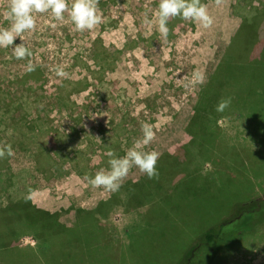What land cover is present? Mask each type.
I'll list each match as a JSON object with an SVG mask.
<instances>
[{
    "label": "rangeland",
    "instance_id": "1",
    "mask_svg": "<svg viewBox=\"0 0 264 264\" xmlns=\"http://www.w3.org/2000/svg\"><path fill=\"white\" fill-rule=\"evenodd\" d=\"M155 1L99 0L103 23L90 32L38 14L22 37L34 71L14 57V45L0 48V145L14 151L0 205L27 196L62 225L77 221L69 232L40 224L39 238L23 241L0 226V264H209L216 249L201 242L210 231L222 250L213 264H264L261 214L242 221L264 202V99H234L226 77L214 81L225 61L264 60V0H209L211 28L185 21L167 38L145 23ZM7 3L0 0V28L8 27ZM58 65L70 78L56 76ZM197 68L205 81L189 84ZM221 98L231 102L217 112ZM195 117L198 147L189 143ZM145 122L156 137L144 150L159 154L148 190L124 189L146 176L136 167L117 191L92 187L86 177L109 168L108 151L124 156ZM36 151L52 152V160L41 156L50 173L38 171ZM169 155L177 166L163 162Z\"/></svg>",
    "mask_w": 264,
    "mask_h": 264
},
{
    "label": "clouds",
    "instance_id": "2",
    "mask_svg": "<svg viewBox=\"0 0 264 264\" xmlns=\"http://www.w3.org/2000/svg\"><path fill=\"white\" fill-rule=\"evenodd\" d=\"M223 2L224 0H215L218 6ZM98 4L99 0H71V2L70 0H8L4 13L8 20V27L0 28V48L6 49L14 45V57L17 60H28L27 70L34 71V65L30 59L33 52L23 42L22 37L25 33L36 29L37 15L48 14L57 22H63L67 18L76 31L90 32L103 23ZM177 17L184 21H191L204 29L214 25V18L202 0H159L155 15L145 23L150 27L155 26L160 36L167 38L170 33L169 21ZM17 39H20L19 44L16 43ZM54 71L57 77L70 78V73L64 69L63 65L56 66ZM205 78V73L199 68L193 70L190 78L185 77L189 80V84H203ZM230 102V98H221L215 110L223 112ZM141 133L142 135L134 141L124 156L116 157L113 151L106 153L110 158L109 168L107 170L101 168L93 177H86L92 187L117 191L133 167L138 168L149 179L157 176L156 166L159 154L155 150H144L145 146L155 140V126L145 122L141 125ZM13 155L11 144L0 145V159Z\"/></svg>",
    "mask_w": 264,
    "mask_h": 264
},
{
    "label": "trees",
    "instance_id": "3",
    "mask_svg": "<svg viewBox=\"0 0 264 264\" xmlns=\"http://www.w3.org/2000/svg\"><path fill=\"white\" fill-rule=\"evenodd\" d=\"M209 0H202V3L206 4ZM157 3V6L159 4V0L155 1ZM258 8H261V5L256 6ZM260 10V9H259ZM260 12V11H257ZM185 21L181 20L179 17L172 19L169 21L168 27L170 29V33H176L180 31L182 28H185ZM243 28L241 27L234 37V39L231 42V47L229 48L230 52L234 50V48H237L236 45L239 44V40L241 38V35L243 34ZM264 46V44H263ZM264 53V51H263ZM250 61V60H249ZM224 66H227V69H223ZM224 76L226 79L231 83L229 95L234 97V99H251L254 96H259L261 99H264V60H256L248 62L247 64H235L230 61H225L220 64L219 73L215 76L214 81L218 80L220 77ZM213 98V97H212ZM199 127L198 126V120L193 119V121L190 124L188 133L190 135V141L189 143L194 147L193 145L197 146V142L195 140L193 129ZM198 137L202 139L201 134L199 133ZM200 139V140H201ZM185 143H181L176 146L173 151H178L181 149V147H184ZM191 147V149H192ZM198 147V146H197ZM179 148V149H178ZM190 147H187V152L189 153ZM47 154L49 160H52V157L50 156L52 152L49 153L46 151H36L34 152V157L36 159V164L38 171L40 172H47L50 173L52 170V167H49L48 170L45 169L41 163V156ZM190 155V153H189ZM192 155V154H191ZM167 156V155H166ZM163 157V162H166L173 158V165L177 166L179 163V158L175 156L169 155L168 157ZM191 157V156H190ZM105 158V157H101ZM9 158L5 157L0 159V199L1 196L8 194V189L10 190L11 183L5 182V179L7 177L6 173L9 171ZM51 166V165H50ZM196 173V172H194ZM195 177H192V182L195 181ZM150 179L147 177V175L141 179L140 181H137L136 183H128L125 185V190L131 191L134 186H137L139 188L145 187V191L149 188V181ZM190 183V182H189ZM9 184V186H7ZM143 195H145V192L143 191ZM143 197V196H142ZM8 200L7 206L3 207L0 205V226L3 228L4 235L16 233V234H23L26 236H31L35 239L39 238V226L38 225H52L55 228L62 229L64 231H68L69 229L61 224V222L58 220L57 214H52L48 211H44L39 209L37 205H34L33 202L27 197L22 196L19 200L13 201L11 196H8L6 198ZM261 214L260 219V225L264 223V202L262 203L261 208L257 211L255 208L249 209V211L243 216V220L247 218H256L258 214ZM263 213V214H262ZM43 217H49L51 221L45 222L46 219L43 220ZM50 223V224H49ZM236 225V224H235ZM233 226V228L235 227ZM240 225V224H239ZM237 227V225H236ZM235 227V228H236ZM237 231V230H236ZM9 235V236H10ZM7 238V236H6ZM217 233L214 231H210L206 233L202 238V245H205L208 249H212L213 247L216 249V251H213V254H215L214 259L211 263L213 264L214 260L217 257V254L222 251L218 249V245H216L217 241ZM235 239V238H234ZM236 240V239H235ZM219 250V251H218ZM224 250V249H223ZM64 251V250H63ZM187 264V263H186Z\"/></svg>",
    "mask_w": 264,
    "mask_h": 264
},
{
    "label": "crops",
    "instance_id": "4",
    "mask_svg": "<svg viewBox=\"0 0 264 264\" xmlns=\"http://www.w3.org/2000/svg\"><path fill=\"white\" fill-rule=\"evenodd\" d=\"M214 78V77H213ZM259 97V96H258ZM97 205H95V206H93V207H89L87 210V213L86 214H88L89 212H93V211H95L96 210V207ZM69 216H71V214L69 215ZM77 224V221L74 219L73 220V222H72V224H69V225H64L65 227H67L69 230L70 229H72L75 225ZM8 237H9V235H8ZM19 237H20V235H19ZM26 237H31V236H26V235H23V234H21V238H20V240L21 241H23V239L24 238H26ZM32 238V237H31Z\"/></svg>",
    "mask_w": 264,
    "mask_h": 264
}]
</instances>
